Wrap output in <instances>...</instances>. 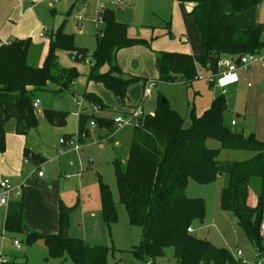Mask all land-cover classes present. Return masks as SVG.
Instances as JSON below:
<instances>
[{"label":"trees","instance_id":"16d2710c","mask_svg":"<svg viewBox=\"0 0 264 264\" xmlns=\"http://www.w3.org/2000/svg\"><path fill=\"white\" fill-rule=\"evenodd\" d=\"M185 5L198 28L201 50L198 54L182 51H158L157 62L160 80L192 83L198 80L199 70L207 74L219 71L222 56H239L259 53L264 47V22L258 20V8L264 0H178ZM53 12V10H51ZM97 20L104 24L97 33V46L76 45L74 35L62 26L52 34L49 52L40 65L29 62L31 43L15 39H0V153L6 151L7 126L12 121L14 132L27 135L37 126L38 119L33 103L45 92L71 91L79 78L76 67L60 63L58 52L64 50L76 58V53H89L88 81L102 83L113 92L118 102L125 105L132 85L149 81L129 74L117 62L118 52L127 47L145 45L150 41L129 35V23L118 17L114 7L99 10ZM172 35L171 22L166 24ZM81 57V54L79 55ZM78 61V60H77ZM107 68L106 70H104ZM84 97L102 110L110 108L94 92ZM141 105V104H139ZM228 103L221 92L210 106L198 115L195 107L189 111V123L167 101L161 99L153 113H144L140 124L134 126L127 161L114 160L120 201L126 206L130 221L142 228V241L134 251L140 260L157 264V259L172 251L177 264H243L226 247H217L210 240L197 237L189 231L194 221L204 220L206 202L203 198L187 195L190 179L206 184L227 176L220 196V208L231 212L247 238L264 255V140L255 133L244 135L233 131L225 123ZM50 122L61 124L67 112L46 109ZM78 136L87 138L91 121L103 131L114 134L118 127L114 118H101L81 113ZM90 129V128H89ZM104 129V130H103ZM90 133V131H89ZM91 137V136H90ZM216 140L219 148L209 147L207 141ZM221 149L249 152L242 160L220 159ZM221 175L219 176V174ZM261 179V188L251 200V181ZM103 218L108 226L117 219L116 205L109 185L99 177ZM26 192L11 201L5 214V228L17 234L23 232ZM71 208L59 204V232L47 234L27 233V243L43 240L48 257L73 264H108L111 246L88 243L82 237L65 236L70 222ZM69 230V229H68ZM0 264H27L26 261L7 259Z\"/></svg>","mask_w":264,"mask_h":264},{"label":"rangeland","instance_id":"374dc122","mask_svg":"<svg viewBox=\"0 0 264 264\" xmlns=\"http://www.w3.org/2000/svg\"><path fill=\"white\" fill-rule=\"evenodd\" d=\"M81 1L0 0V36H8L12 41H30L32 49L29 62L34 65L39 64V61L44 62L49 52L50 34L61 26L65 32L74 35L76 45L93 51L97 46L98 30L104 26L101 20H97V13L101 9L114 7L118 17L129 23L130 36L150 41V47L135 45L121 49L117 54V62L123 70L143 76L149 83L132 85L126 104L121 105L113 92L102 83L88 81L90 52L76 53L77 59L74 60L66 51H60V63L68 68L78 66L82 73L79 78L81 84L72 87L74 92L67 91L60 95L43 93V104L35 108L37 126L27 135L21 136L11 131L14 125L12 121L7 126V148L0 155V181L8 176L15 185L25 186L27 209L24 229L27 231L17 234L7 231L5 214L8 205L0 204V254L10 260L21 259L27 264H73L70 259L61 262L48 257V249L43 240L27 243V233L30 231L58 233L57 213L61 203L71 208L68 229L72 236L82 237L88 243L111 246L108 264H151L140 260L134 251L141 244L142 228L130 221L127 208L120 201L113 163L115 159L127 161L134 125L117 126L114 134L103 132L104 138L99 139L101 127L89 124L91 137L78 142L81 113L112 119L123 106L121 112L126 116L129 112L124 115L123 111L131 108L127 105L128 101L134 105L143 103V112L153 113L159 100L165 98L189 123L192 107L201 115L210 106L212 99L225 89L228 103L225 123L233 131L245 135L255 130L264 139V70L259 61L253 63L261 68L252 79L257 85L261 82L263 93L262 97L257 96L255 102H250L249 96L254 88H247L244 76L239 83L225 88L215 85L201 69L199 73L202 78L189 84L181 80L162 81L157 62L158 51L196 54L201 50L195 21L193 17L181 14L178 0H88V8L83 7ZM82 3L86 4L85 1ZM32 5L34 7L30 8ZM53 8L57 9L56 14L51 11ZM258 20L264 22V1L259 6ZM168 21L171 22L175 38L164 34ZM183 36L188 37V43L181 41ZM260 55L264 56V47ZM84 89L96 93L117 111L102 110L97 104L90 103L84 97L87 92H83ZM250 106L256 108L252 111ZM48 108L61 110V115L67 112L66 120L61 124L50 122L45 113ZM232 120L236 121V126L231 125ZM61 138H72V141L80 145V149L61 142ZM207 144L213 148L220 147V143L213 139H209ZM24 147L33 151H27V154H32L29 161L26 160ZM250 156L249 152L241 150L221 149L220 159L242 160ZM40 171L43 176H39ZM99 177L109 185L116 205L117 219L110 226L103 218ZM226 182V175L206 184L189 180L187 195L203 198L206 202L203 223L194 221L192 224L194 234L203 239L208 238L217 247H226L234 257L241 250L245 258L252 260L256 254L255 246L238 225L236 217L220 208V196ZM260 188L261 179L253 178L250 186L252 201ZM15 239L21 242V248L14 244ZM172 253L169 251L166 257L157 259V264H177Z\"/></svg>","mask_w":264,"mask_h":264},{"label":"built area","instance_id":"2783aa9c","mask_svg":"<svg viewBox=\"0 0 264 264\" xmlns=\"http://www.w3.org/2000/svg\"><path fill=\"white\" fill-rule=\"evenodd\" d=\"M122 1V0H118ZM184 42L188 41V37L183 38ZM256 61H259L261 63V67L264 70V56L260 55L259 53H245L243 55L239 56H222L218 61V68L219 71L216 74H208L207 78L215 83V85H218L220 87H227L232 84H236L241 80V72L247 71L250 69L252 64ZM202 78L200 73L197 74V79ZM149 83V82H148ZM151 85H153V82H150ZM42 102L40 99H35L33 106L34 108L41 107ZM98 110V108H96ZM144 115L143 107L142 105H139L137 108L132 109L126 116H116L114 118V122L118 127H122L127 124H131L134 126H138L140 124L141 118ZM236 123L235 120L232 121V124L234 125ZM91 126H96L95 121H91ZM70 140H66V138H61V142L67 143L70 146H74L76 149H80V145L77 142ZM78 142H80L78 136H77ZM39 176H43V173L40 171ZM0 204L2 205H8L10 202V198L12 196H18L20 197L23 193L21 186H14L9 178L4 177L0 181ZM189 231L194 233L195 229L193 226L189 228ZM262 234L264 235V223L261 226ZM14 244L21 248V242L17 239L14 240ZM235 258H238L241 260L243 264H264V255L256 249V254L252 260L247 259L244 257V254L241 250L237 252V256ZM7 257H4L0 254V263L3 261H6Z\"/></svg>","mask_w":264,"mask_h":264},{"label":"crops","instance_id":"0c3cea01","mask_svg":"<svg viewBox=\"0 0 264 264\" xmlns=\"http://www.w3.org/2000/svg\"><path fill=\"white\" fill-rule=\"evenodd\" d=\"M83 1H85L86 2V4H84V3H82ZM179 2V1H178ZM81 4L83 5V7H86V8H88V0H82L81 1ZM179 4H180V6H181V14L183 13V14H186L187 15V12H186V9H185V5L184 4H182L181 2H179ZM260 6V5H259ZM32 7H34L33 5L30 7V8H32ZM53 10V13L54 14H56L57 13V9L56 8H53L52 9ZM189 16V15H188ZM258 16H259V8H258ZM192 17V16H191ZM165 32H164V34H167V29H166V25H165ZM172 30V29H171ZM197 31H198V28H197ZM54 33V31L50 34V41H51V35ZM68 33V32H67ZM198 33H199V31H198ZM41 36H44V34L43 33H41ZM199 36H200V34H199ZM185 37H187V36H185ZM171 38H175V36H174V34L172 33V35H171ZM183 38H184V36L181 38V41H183ZM0 39H1V41L2 42H10V41H12V40H10L9 38H8V36H6V37H2V36H0ZM184 42V41H183ZM189 42V39H188V41H187V43ZM31 48H32V45H31ZM184 52V51H183ZM200 52V51H199ZM198 52V53H199ZM68 54H69V56L71 57V58H73L74 59V56L73 55H71L69 52H67ZM188 53V52H187ZM198 53H196V54H198ZM190 54H194L195 55V53H190ZM58 55H59V57H60V51L58 52ZM38 56V55H37ZM75 60V59H74ZM43 63H40V61H39V64H37V65H42ZM62 64V63H61ZM63 65V64H62ZM64 66V65H63ZM73 66V65H72ZM74 67H76L75 65H74ZM78 67V66H77ZM76 67V68H77ZM78 69V68H77ZM107 68H105L104 70H106ZM258 70H261V68H260V66L259 65H256V64H252V66L250 67V69L249 70H247V71H243V72H241V78H242V76H244V77H246V80H247V88H254V89H252L251 90V93H250V102H255L256 101V99H258L257 98V96H259V97H262V88H261V82L257 85V82L255 83L254 82V80L252 79L253 78V76H255V74L257 73V71ZM79 71V70H78ZM125 71V70H124ZM80 72V71H79ZM127 73H129V74H132V73H130V72H128V71H126ZM89 73V72H88ZM80 74H82L81 72H80ZM79 78H80V76H79ZM79 78L73 83V85H72V87H74V86H79L81 83H80V80H79ZM241 81V80H240ZM239 81V82H240ZM252 81H253V83H252ZM238 82V83H239ZM256 84V85H255ZM233 85V84H232ZM255 85V86H254ZM254 86V87H253ZM52 91L51 92H49V93H51V94H54L55 95V93L57 94L58 92H54L53 90H56V89H51ZM224 91H225V89H223ZM84 91H87L86 89H84L83 90V92ZM223 91V92H224ZM69 92H74V91H72V89H71V91H69ZM59 94V93H58ZM61 94V93H60ZM59 94V95H60ZM62 94H64V93H62ZM40 97H41V95H40ZM40 100H41V102H42V104H43V101H44V98L43 97H41L40 98ZM213 100V99H212ZM104 101V100H103ZM129 103H127V105L128 106H130L131 108H129L127 111H123V113H124V115L125 114H127L128 112H130L132 109H134V108H137L138 106H139V104H133L132 102H130V101H128ZM212 102V101H211ZM140 104H142L143 105V103H140ZM109 106V105H108ZM110 108H108V109H106V111H111L112 109L113 110H115V111H117V109H115V107H111V106H109ZM122 107V109L121 110H123V106H121ZM254 108H256V107H254ZM253 107H251L250 106V109L252 110V109H254ZM246 109H248V105L246 106ZM121 110L120 111H117V112H119L118 114H117V116H119V115H122V112H121ZM253 111V110H252ZM197 112V111H196ZM123 116V115H122ZM110 118V117H109ZM115 118V117H114ZM113 119V118H112ZM233 121V120H232ZM232 121H231V125L232 126H236L237 125V123H235L234 125L232 124ZM104 130V129H103ZM11 131H13L14 132V126H13V128H12V130ZM103 132H106V129L103 131ZM15 133V132H14ZM250 133H255L256 134V131L254 130H252V131H250ZM249 133V134H250ZM15 134H17V133H15ZM244 134V133H243ZM248 134V135H249ZM11 135H14V134H11ZM17 135H20V134H17ZM245 135V134H244ZM257 135V134H256ZM8 136H9V134H7V138H6V141L8 140ZM21 136H23V135H21ZM258 136V135H257ZM260 139H263L261 136H258ZM264 140V139H263ZM6 148H7V145H6ZM24 154H25V156L27 157V159L26 160H31V158H32V154H31V152H33V151H31L30 149H28V148H25L24 147ZM27 151H31L29 154H27ZM5 153V152H4ZM4 153H0V155H3ZM34 161V160H33ZM125 162V161H124ZM5 177H7V178H9L10 179V177H8V176H5ZM4 178V177H3ZM220 178H221V176H220ZM10 181L12 182V184L14 185V186H16V187H18L17 185H15L14 183H13V181L10 179ZM22 186V190H23V187H25L23 184H21ZM0 190H1V188H0ZM25 192H26V190H25ZM16 198H18V196H12L11 198H10V202L11 201H13L14 199H16ZM9 202V203H10ZM9 205V204H8ZM26 209H27V207H26ZM26 209H25V212H26ZM57 216H58V213H57ZM57 220H58V217H57ZM24 223H25V213H24ZM23 230H24V232H26L27 230H25L24 229V227H23ZM57 230H58V232H59V224H58V226H57ZM18 261H22L23 262V260H21V259H18Z\"/></svg>","mask_w":264,"mask_h":264},{"label":"water","instance_id":"95a60500","mask_svg":"<svg viewBox=\"0 0 264 264\" xmlns=\"http://www.w3.org/2000/svg\"><path fill=\"white\" fill-rule=\"evenodd\" d=\"M161 102H162V103H166L167 100H166L165 98H162V99H161ZM89 131H90V129L88 128V129H87V135H86L87 138L90 137V133H89ZM220 175H221V173L219 174V176H220ZM203 221H204V220H202L201 223H203ZM64 234H65V236H68V235H69V230H68V229H65ZM206 240H209V239L206 238Z\"/></svg>","mask_w":264,"mask_h":264}]
</instances>
